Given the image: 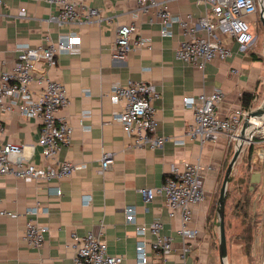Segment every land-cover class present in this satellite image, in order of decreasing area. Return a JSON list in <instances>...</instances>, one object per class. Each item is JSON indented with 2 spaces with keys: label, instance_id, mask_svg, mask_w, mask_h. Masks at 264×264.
I'll return each mask as SVG.
<instances>
[{
  "label": "crops",
  "instance_id": "1",
  "mask_svg": "<svg viewBox=\"0 0 264 264\" xmlns=\"http://www.w3.org/2000/svg\"><path fill=\"white\" fill-rule=\"evenodd\" d=\"M0 7V69L13 68L20 45L35 47L45 44V37L56 41L65 33L80 37L77 53L57 57L56 66L38 63L36 72L46 74L63 83L69 103L56 114L72 129L71 142L63 146L52 162H69L77 167L68 178L50 181H29L10 175L0 176V211L20 213L17 217L0 215V264H73L74 236L81 238L103 224V239L110 255L123 257L121 264H137L135 245L140 238L136 225L159 221L163 232L170 235L172 251L166 261L147 248L148 258L154 264H220L218 257V220L211 213L225 169L232 157L234 146L225 137L200 145L185 136L192 122V111L182 102L183 97H197L215 90L223 93L216 108L217 115L225 117L242 106L244 94L253 97L252 108L264 98V58L254 46L239 51L230 39L231 57L213 59L203 70L175 59V50L181 41V32L175 25L172 35L162 37L156 18L137 11L134 0H83L85 7L96 9L102 20L87 24L60 26L50 20L57 6L43 0H3ZM169 11L195 17L203 14L195 0H158ZM25 15L20 16V9ZM253 22L255 16H248ZM133 24L136 36L147 46L137 48L124 58L113 57L116 29ZM256 57V59L254 58ZM128 80L152 83L158 89L155 100L156 132L167 140L161 147L136 148L133 141L116 121L121 105L112 101L110 91L115 85ZM36 88V86H32ZM86 91V92H85ZM257 96V101L255 97ZM8 106L7 101H3ZM88 115L82 117V112ZM0 148L6 144L24 147L28 162L47 165L37 144L40 124L16 111L0 109ZM113 153L111 165L99 172L101 154ZM250 150L244 147L232 172L246 170L250 178L258 175L252 187L250 212L254 215V229L249 249L245 253L242 242L241 217L229 210L226 217V244L228 264H264V166L253 165ZM199 164L205 199L194 207L190 227L198 235L182 240L177 234L179 217L168 216L162 196H155L144 205L138 189L160 186L172 167L182 169L184 164ZM228 187V186H227ZM251 189V190H252ZM60 190V195L56 191ZM89 197L85 203L84 198ZM44 207L47 214L35 220L47 226L45 240L39 249L27 247L22 239L27 220L24 209L34 205ZM135 210L134 223H126L124 210ZM149 243L152 237L146 233ZM184 246L189 247L182 257Z\"/></svg>",
  "mask_w": 264,
  "mask_h": 264
},
{
  "label": "built area",
  "instance_id": "2",
  "mask_svg": "<svg viewBox=\"0 0 264 264\" xmlns=\"http://www.w3.org/2000/svg\"><path fill=\"white\" fill-rule=\"evenodd\" d=\"M31 1V0H26ZM56 5L57 10L50 20L60 26L100 22L102 17L96 9L85 7L83 0H43ZM137 11L148 15L150 21L156 18L160 25V35L169 37L171 29L177 26L181 32V41L175 50V59L203 70L205 64L213 59L226 60L232 55L230 46L224 42L228 38L239 51H246L257 43V36L252 26L256 20H247L248 16L259 15L260 3L264 0H195L201 6L203 14L195 17L188 13L184 16L171 13L164 2L158 0H134ZM4 1L0 0V7ZM20 16L25 15L21 8ZM80 37L75 33H65L56 41L45 37V44L30 47L20 45L18 60L9 70L0 69V109L16 111L25 118L35 119L40 124L37 141L47 165L28 162L24 156V147L18 144H6L0 148V176L10 175L29 181H50L68 178L77 168L69 162H52L58 151L71 142L72 129L57 117L58 111L69 103L67 90L63 83L51 79L46 74H38L36 65L43 63L49 68L56 66L57 57L64 53H77ZM147 46L140 36H136L133 24L117 27L113 57L122 59L131 51ZM36 86L37 89L32 88ZM86 92V91H85ZM113 102L121 105L116 121L122 131L133 141L136 148H159L167 140L156 132L154 102L159 98L158 89L152 83L128 80L123 85H115L110 91ZM223 93L200 94L197 97H183V104L192 111V122L188 125L185 136L198 141L200 145L215 142L225 137L228 144L235 147L240 143L242 124L247 120V109L237 108L225 117L217 115L216 108L223 99ZM7 101L8 106L3 105ZM88 111L82 112V117ZM2 127L0 126V132ZM250 150L249 159L253 165L264 166V121H255L247 130L243 148ZM242 148V149H243ZM113 153L101 154L99 172L103 173L111 165ZM199 164H184L182 169L172 167L163 183L154 188H140L138 193L144 205L149 204L155 196H162L168 216L179 217L180 226L177 234L182 240L193 239L198 229L190 227L194 207L205 199ZM60 195V190L56 191ZM85 197V203L89 202ZM29 216L22 239L31 249H39L47 233V226L36 222L39 214L47 210L39 205L27 207L23 211ZM126 223H134L135 210L126 207ZM0 215L17 217L20 213L0 211ZM135 232L140 238L135 245L137 264H154L148 258L147 248L166 261L172 251V237L163 232V225L153 221L149 225H136ZM149 233L152 240L148 243L144 236ZM75 240L73 264H121L123 257L110 255L103 239V224L96 230ZM189 251L184 246L182 257Z\"/></svg>",
  "mask_w": 264,
  "mask_h": 264
},
{
  "label": "water",
  "instance_id": "3",
  "mask_svg": "<svg viewBox=\"0 0 264 264\" xmlns=\"http://www.w3.org/2000/svg\"><path fill=\"white\" fill-rule=\"evenodd\" d=\"M259 22L264 29V1L260 3ZM257 101V96L255 97ZM255 121H264V98L260 101L259 105L255 108L250 107L247 110V120L242 124L240 131V143L235 147L232 157L225 169L219 194L216 202V216L218 220V257L220 264H228L227 261V244L225 235V205H226V192L229 178L231 177L232 171L235 167L236 161L242 151L243 143L247 134V130L253 126ZM258 181V175H253L250 178L251 186L255 185ZM252 189V187H250Z\"/></svg>",
  "mask_w": 264,
  "mask_h": 264
},
{
  "label": "trees",
  "instance_id": "4",
  "mask_svg": "<svg viewBox=\"0 0 264 264\" xmlns=\"http://www.w3.org/2000/svg\"><path fill=\"white\" fill-rule=\"evenodd\" d=\"M256 59V57H254ZM252 101L253 97L248 94H244L242 96V106L245 109H249L252 106ZM233 179L230 177L228 184L231 183ZM241 182L239 184L240 190L238 193V197L233 199L232 197L229 196V189H227L226 192V205H225V228H226V217L229 216V210L232 211L233 213L236 212L240 217H241V224H242V234L241 240L244 244V250L247 256L249 255V249H250V244L252 240V231L254 229V224L255 220H253L254 215L251 214L250 212V199H252V193L253 191H250L249 186L246 185L244 189H241L242 183L247 184V181L249 182V175L246 174V176H243L241 178ZM244 180V181H243ZM238 187V188H239ZM237 188V190H238ZM211 213L215 215L216 212V202L214 201L211 207Z\"/></svg>",
  "mask_w": 264,
  "mask_h": 264
},
{
  "label": "rangeland",
  "instance_id": "5",
  "mask_svg": "<svg viewBox=\"0 0 264 264\" xmlns=\"http://www.w3.org/2000/svg\"><path fill=\"white\" fill-rule=\"evenodd\" d=\"M258 17H259V15H257V17H256V23L252 26L253 32L257 36V43L254 46V51H258L259 57L264 58V29H262V26L259 22ZM240 173H241V170L232 172L231 178L233 180L231 181L230 184H228V187H227V189H229V196L231 195L230 197H232L233 199L238 197V193L240 190L239 184L242 181L241 178L243 176H246V174H248L246 172V170L242 171L241 175H240ZM246 185H250V183L248 181H247V184L242 183L241 189H244L246 187ZM237 188H238V190H237ZM253 190H254V188L252 190L250 189V191H253ZM217 198H218V194H217L216 199Z\"/></svg>",
  "mask_w": 264,
  "mask_h": 264
}]
</instances>
